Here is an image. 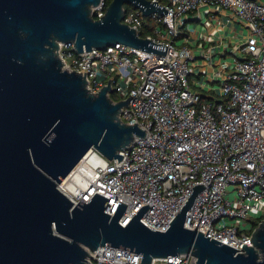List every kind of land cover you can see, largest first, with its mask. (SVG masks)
<instances>
[{"label":"built area","instance_id":"obj_1","mask_svg":"<svg viewBox=\"0 0 264 264\" xmlns=\"http://www.w3.org/2000/svg\"><path fill=\"white\" fill-rule=\"evenodd\" d=\"M150 1L168 13L143 16L135 8L125 10L122 22L139 33L148 17L155 25L145 37L165 44V54L121 43L78 53L72 43H59L57 54L64 68L84 75L91 93L110 79L116 101L131 96L119 117L145 133L119 152V161L90 148L57 188L73 205L97 193L108 199L105 211L111 215L118 203L126 204L122 225L147 204L140 222L165 231L192 187L203 184L184 227H196L243 252L242 244L252 245L250 237L264 219V0ZM107 5L100 0L91 16L99 19ZM200 12L211 18L225 12L226 21L238 20L246 30L227 50L210 56L218 84L210 97L192 87L196 54L183 30L186 17ZM195 261V256L181 254L149 264ZM86 264L145 263L138 253L104 245L89 251Z\"/></svg>","mask_w":264,"mask_h":264},{"label":"water","instance_id":"obj_2","mask_svg":"<svg viewBox=\"0 0 264 264\" xmlns=\"http://www.w3.org/2000/svg\"><path fill=\"white\" fill-rule=\"evenodd\" d=\"M99 2L0 0V264H86L89 251L104 245L138 253L145 264L181 254L195 256V264H264V219L239 253L184 227L203 184L192 187L165 231L140 222L147 204L122 225L126 204L111 215L107 198L95 193L73 205L57 188L90 148L119 161V152L145 133L119 117L131 96L114 102L110 79L91 93L84 75L64 68L59 43L78 53L116 43L166 51L122 22L125 5L143 16L167 14L157 1L111 0L94 19Z\"/></svg>","mask_w":264,"mask_h":264},{"label":"crops","instance_id":"obj_3","mask_svg":"<svg viewBox=\"0 0 264 264\" xmlns=\"http://www.w3.org/2000/svg\"><path fill=\"white\" fill-rule=\"evenodd\" d=\"M205 12L191 13L186 17V35L190 37L192 51L196 54L194 74L190 76L192 87L207 96L214 95L215 77L214 66L210 62L212 54L227 50L238 39V34H245L238 20L226 21V13L213 15ZM204 18V19H203ZM200 27L191 28V22H201ZM241 27V29H240ZM237 31L233 34L234 31Z\"/></svg>","mask_w":264,"mask_h":264},{"label":"trees","instance_id":"obj_4","mask_svg":"<svg viewBox=\"0 0 264 264\" xmlns=\"http://www.w3.org/2000/svg\"><path fill=\"white\" fill-rule=\"evenodd\" d=\"M111 0H106L107 4L110 2ZM125 10H132L135 9L133 6L131 5H125L124 6ZM146 24L144 25L143 29L139 31V35L141 37H145L148 34H151L153 32V27L155 25V23L153 21H151L148 17H144ZM110 98L114 101L118 100V97L116 96V94L114 93V90H112L110 92ZM258 223V219L253 221L254 226H256Z\"/></svg>","mask_w":264,"mask_h":264},{"label":"rangeland","instance_id":"obj_5","mask_svg":"<svg viewBox=\"0 0 264 264\" xmlns=\"http://www.w3.org/2000/svg\"><path fill=\"white\" fill-rule=\"evenodd\" d=\"M204 19V18H203ZM203 21L201 22H191L189 23L190 24V27L191 28H194V27H200V23H202ZM239 37V36H238ZM238 39H234V42H236ZM230 56L228 55L226 58L228 59ZM218 84H215V87H217ZM230 198L233 199L235 197V192H232L229 194ZM227 222H229V220L227 219Z\"/></svg>","mask_w":264,"mask_h":264}]
</instances>
